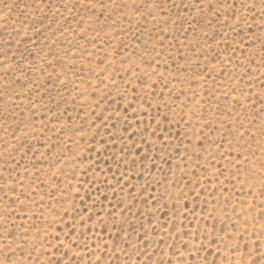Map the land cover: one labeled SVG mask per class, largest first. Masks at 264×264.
<instances>
[{
  "label": "rangeland",
  "instance_id": "374dc122",
  "mask_svg": "<svg viewBox=\"0 0 264 264\" xmlns=\"http://www.w3.org/2000/svg\"><path fill=\"white\" fill-rule=\"evenodd\" d=\"M0 264H264V0H0Z\"/></svg>",
  "mask_w": 264,
  "mask_h": 264
}]
</instances>
